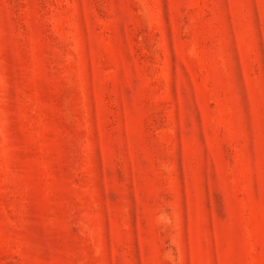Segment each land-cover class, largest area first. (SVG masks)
Wrapping results in <instances>:
<instances>
[{
	"label": "rangeland",
	"instance_id": "rangeland-1",
	"mask_svg": "<svg viewBox=\"0 0 264 264\" xmlns=\"http://www.w3.org/2000/svg\"><path fill=\"white\" fill-rule=\"evenodd\" d=\"M0 264H264V0H0Z\"/></svg>",
	"mask_w": 264,
	"mask_h": 264
}]
</instances>
